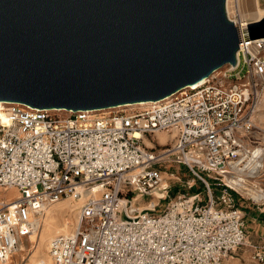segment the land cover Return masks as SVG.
Instances as JSON below:
<instances>
[{
    "label": "built area",
    "instance_id": "2783aa9c",
    "mask_svg": "<svg viewBox=\"0 0 264 264\" xmlns=\"http://www.w3.org/2000/svg\"><path fill=\"white\" fill-rule=\"evenodd\" d=\"M226 13L239 44L225 80L210 76L141 110L107 115L3 104L0 187L18 197L0 204V264L68 197L81 202L79 218L72 232L50 239L52 264H223L245 245L235 196L264 206V140L253 119L264 93V38H247L249 22L238 29ZM159 132H174V144L154 145ZM168 163L185 166L184 186L201 183L207 200L179 192L158 213L170 195ZM253 258L264 264V237Z\"/></svg>",
    "mask_w": 264,
    "mask_h": 264
},
{
    "label": "water",
    "instance_id": "95a60500",
    "mask_svg": "<svg viewBox=\"0 0 264 264\" xmlns=\"http://www.w3.org/2000/svg\"><path fill=\"white\" fill-rule=\"evenodd\" d=\"M247 38H264V17ZM238 44L226 0H0V100L73 114L161 102L235 64Z\"/></svg>",
    "mask_w": 264,
    "mask_h": 264
},
{
    "label": "rangeland",
    "instance_id": "374dc122",
    "mask_svg": "<svg viewBox=\"0 0 264 264\" xmlns=\"http://www.w3.org/2000/svg\"><path fill=\"white\" fill-rule=\"evenodd\" d=\"M260 5L261 7L264 8V0H260ZM242 6V7H241ZM254 4L253 0H228V10L232 15H235L236 17L239 18V14H245L253 11ZM226 69V65L221 67L219 69V74L216 78V81L219 80H225L223 77V73ZM229 82V81H227ZM231 82V81H230ZM229 82V83H230ZM2 108H5L6 106H0ZM139 108L141 107H135L134 109L140 110ZM128 110H130L128 108ZM134 110V111H135ZM117 110H112V111H107V112H99L101 114H110V112H115ZM58 114H66V112H58ZM256 123L260 127L259 128V137L264 140V101L259 104L258 110L256 112ZM167 133V134H166ZM161 133L158 134L156 133L150 139L152 140L154 145L157 144H170L173 145L175 142V133ZM149 145H151L149 143ZM170 167V168H168ZM171 167H174L173 169ZM162 170L168 171V184L171 186V189H175L176 191L169 190L170 195L169 198L163 199L162 200V206L157 210L158 213H161L163 211V208L166 206L168 201L175 196L176 192H188L189 194H193L195 192H202L203 195V200L206 201V193L204 190V187L201 185V183H198V185L193 189V190H188L184 185L185 181L191 177V175L188 173L187 168L183 165H178L175 163H168V164H163ZM172 172H176V176L180 178H175L173 176H170ZM178 172V173H177ZM157 193V192H156ZM159 194V193H158ZM157 194V195H158ZM18 192L16 189H0V202L7 203L11 200H14L17 198ZM154 198L150 197H145L142 198V201L146 202L148 200H153ZM74 200V199H72ZM71 197L64 198L60 202L54 203L51 205V207L47 210L46 213L49 212L48 214V220L44 222L42 228L39 230L38 233H36L32 239H31V249L29 252V255L27 256V259L24 261V263L19 262V264H31L33 260H43L38 261L36 264H49V257L47 256V249H48V244L49 241L52 237L60 235V234H67L69 232H72L74 230L73 227L77 223V220L79 218V206L80 202L76 203V206L74 209H69L67 207H64L65 205L73 204L75 203L74 200L72 201ZM141 201V199H140ZM1 204V203H0ZM68 218V220H67ZM68 223V224H67ZM73 228V229H72ZM72 230V231H71ZM44 236V239L38 238V250L34 245V242L37 241V237L40 235ZM25 238L24 240H26ZM27 243V242H26ZM37 251V252H36ZM17 260L18 257H16ZM8 264H11L10 262H7Z\"/></svg>",
    "mask_w": 264,
    "mask_h": 264
},
{
    "label": "bare ground",
    "instance_id": "6f19581e",
    "mask_svg": "<svg viewBox=\"0 0 264 264\" xmlns=\"http://www.w3.org/2000/svg\"><path fill=\"white\" fill-rule=\"evenodd\" d=\"M242 1V0H241ZM253 4H254V8H253V11H251V12H249V13H245V14H239L240 16H239V18L238 17H236L235 15H232L231 13H230V11L228 10V0H226V9H227V12H228V15H229V17L230 18H233V20H234V22L236 23V26H237V28L238 29H242L243 28V25L244 24H246L247 22H250V21H259L260 19H262L263 17H264V8L263 7H261V5H260V0H253ZM242 7V6H241ZM218 74H219V70L218 71H216L215 73H213L212 75H211V77H213V78H217V76H218ZM211 77H208V78H205V79H203V80H201L200 82H197V83H194V84H201V83H203V82H205V81H207L208 79H210ZM221 81V80H220ZM261 101L263 102L264 101V93L261 95V98H260V101H259V104L261 103ZM0 103L1 104H5V103H8V102H4V101H2V100H0ZM152 103V101H142V102H138V103H129V104H124V105H120V106H116V107H111V108H107V109H100V110H93V111H90L89 113H91V114H95V113H99V112H107V111H112V110H120L121 108H124V109H126V111L128 110V108L130 109V111L131 110H135L134 108L135 107H141V108H139L140 110L142 109V108H145V107H147V106H149L150 104ZM259 104L257 105V109H256V112H257V110H258V106H259ZM0 108H2V107H0ZM51 110H53V111H56V112H67V113H69L70 112V110H67V109H60V108H55V109H51ZM129 111V110H128ZM256 112H255V114L253 115V119H254V121H255V125H256V127L259 129L260 127L257 125V123H256ZM111 113V112H110ZM1 116L4 118V114H1ZM4 123H7V120L4 118ZM161 133H166V132H159L158 134H161ZM167 134V133H166ZM147 143L149 144L150 142L149 141H147ZM151 144V143H150ZM163 177H169L168 175H166V174H164L163 175ZM163 185H165L166 184V181L165 180H163V183H162ZM0 189H2L1 187H0ZM11 189H14V188H11ZM157 192V193H156ZM159 193V194H158ZM158 194V195H157ZM162 193L161 192H158V191H155V195L156 196H160ZM17 197H18V195H17ZM73 198L71 197V200H72ZM11 201H13V200H11ZM10 201V202H11ZM61 201V200H60ZM60 201H58V202H60ZM72 201H74V200H72ZM75 203H73V204H69V205H65L64 207H67V208H69V209H74L75 208V206H76V203H78V201H74ZM80 202V201H79ZM155 202V201H154ZM0 203H2V202H0ZM4 203V202H3ZM7 203H9V202H7ZM81 203V202H80ZM51 207V205L45 210V212L40 216V218H39V222H38V229L36 230V232L35 233H33V234H31L26 240H24L21 244H20V248L18 249V251L15 253V254H13L9 259H8V261L7 262H10L11 264H19V262H22V263H24V261L27 259V256L29 255V252H30V249H31V239H32V237L36 234V233H38L39 232V230L42 228V226H43V224H44V222H46L47 220H48V214H49V212L48 213H46L47 212V210L49 209ZM67 220H68V218H67ZM68 224V223H67ZM76 225V224H75ZM74 225V226H75ZM74 228V227H73ZM72 228V229H73ZM72 231V230H71ZM61 235V234H60ZM38 238H39V240L42 238V239H44V236L41 234L40 236H38L37 237V241H35L34 242V245H35V247L37 248V250H38ZM27 242V243H26ZM50 242V241H49ZM48 248H49V244H48ZM47 251H48V249H47ZM37 252V251H36ZM47 256L49 257V255H48V252H47ZM16 257H18V259L19 260H17L16 259ZM38 261H43V260H33L32 261V263L31 264H36ZM5 263V264H8V263ZM39 263V262H38ZM49 264H52L51 263V260H50V258H49Z\"/></svg>",
    "mask_w": 264,
    "mask_h": 264
},
{
    "label": "crops",
    "instance_id": "0c3cea01",
    "mask_svg": "<svg viewBox=\"0 0 264 264\" xmlns=\"http://www.w3.org/2000/svg\"><path fill=\"white\" fill-rule=\"evenodd\" d=\"M168 175V171L164 170ZM236 205L244 214L246 242L224 260L223 264H258L253 258L254 246L264 237V206L256 207L235 196ZM10 202V201H9Z\"/></svg>",
    "mask_w": 264,
    "mask_h": 264
},
{
    "label": "trees",
    "instance_id": "16d2710c",
    "mask_svg": "<svg viewBox=\"0 0 264 264\" xmlns=\"http://www.w3.org/2000/svg\"><path fill=\"white\" fill-rule=\"evenodd\" d=\"M193 189H194V188H193ZM193 189H192V190H193ZM172 191L174 192V191H176V190H175V189H171V192H172ZM171 192H170V193H171ZM178 193H179V192H176L175 195H177ZM195 193H196V192H195ZM195 193H193V194H195Z\"/></svg>",
    "mask_w": 264,
    "mask_h": 264
}]
</instances>
